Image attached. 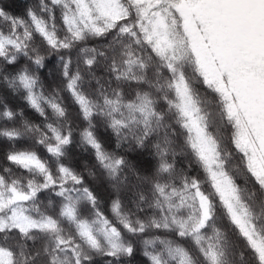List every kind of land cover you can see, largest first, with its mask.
I'll return each mask as SVG.
<instances>
[{
    "label": "snow or ice",
    "instance_id": "1",
    "mask_svg": "<svg viewBox=\"0 0 264 264\" xmlns=\"http://www.w3.org/2000/svg\"><path fill=\"white\" fill-rule=\"evenodd\" d=\"M0 84V264H264V0L0 6Z\"/></svg>",
    "mask_w": 264,
    "mask_h": 264
},
{
    "label": "trees",
    "instance_id": "2",
    "mask_svg": "<svg viewBox=\"0 0 264 264\" xmlns=\"http://www.w3.org/2000/svg\"><path fill=\"white\" fill-rule=\"evenodd\" d=\"M36 3V0H0V6H4L7 11L14 13V14H22L24 10L25 4H34ZM97 41L90 42V46L95 45ZM49 60H51V64H49V67L47 69L41 70V79L44 81L45 85L53 83V76L51 75L53 67L56 66L57 58L56 55L53 53L50 57H48ZM73 59L75 60V53L73 54ZM23 63V60L21 61ZM47 63V60H46ZM55 79L56 82H59L60 75L57 71L55 73ZM65 95H67L65 93ZM70 110L75 111L76 106L74 104H71V101H68ZM6 104L9 108L16 112L23 111L24 117L29 119L30 121L34 123H40L41 118L38 116L37 113L30 107H28L27 102L22 99V94L14 93L11 89H8L3 84H0V111L3 110V105ZM50 112V110H49ZM19 117H17V121L15 122L16 126H19ZM77 123H82L80 121H77ZM12 127L13 122L6 121L3 119H0V127ZM76 140H79V132L78 130L74 133ZM100 135L103 138L104 136L108 135L103 132V130H100ZM13 142L8 141L5 138H0V156H2L3 151L9 148L12 145ZM16 148H28L32 146L33 141L31 139H28L27 137L21 138L14 142ZM106 147H108V150L111 151L114 149L115 145L114 142L111 144H106ZM39 152L42 156H47V153L43 150V148L39 149ZM122 154H126L125 150H121ZM71 154V163L77 168V170L82 171L85 176H87L88 168H90L92 165L95 164V160L93 157L92 150L89 148L85 150L82 147L79 146H72L70 150ZM134 155V154H133ZM87 166V167H86ZM90 182L93 184H98L99 181H91V178H89ZM104 210L106 212L109 211L108 206L104 205ZM225 224H227V221H224ZM106 258L104 257H95L96 264H104V260ZM137 259L144 261L146 260L145 257L142 255L137 254Z\"/></svg>",
    "mask_w": 264,
    "mask_h": 264
}]
</instances>
